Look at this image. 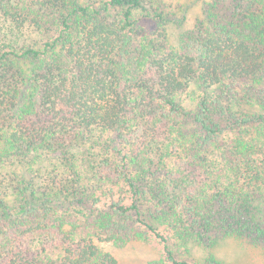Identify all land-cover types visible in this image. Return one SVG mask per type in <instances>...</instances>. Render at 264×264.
I'll list each match as a JSON object with an SVG mask.
<instances>
[{
	"label": "trees",
	"instance_id": "trees-1",
	"mask_svg": "<svg viewBox=\"0 0 264 264\" xmlns=\"http://www.w3.org/2000/svg\"><path fill=\"white\" fill-rule=\"evenodd\" d=\"M0 0V264L264 246V0ZM192 89V90H191Z\"/></svg>",
	"mask_w": 264,
	"mask_h": 264
},
{
	"label": "rangeland",
	"instance_id": "rangeland-1",
	"mask_svg": "<svg viewBox=\"0 0 264 264\" xmlns=\"http://www.w3.org/2000/svg\"><path fill=\"white\" fill-rule=\"evenodd\" d=\"M204 1L162 0L169 12V20L165 24V29L171 45L178 46L180 34L191 29L202 17ZM97 246L101 251L114 256L118 264H148L162 255V245L154 238L150 240L132 239L122 247L112 242H98ZM207 255H212L224 264H264L263 245L244 244L233 237L219 240L210 248L192 243L184 257L202 263Z\"/></svg>",
	"mask_w": 264,
	"mask_h": 264
}]
</instances>
